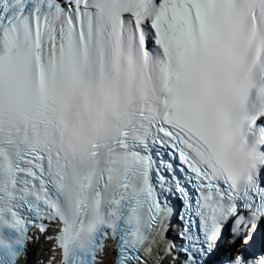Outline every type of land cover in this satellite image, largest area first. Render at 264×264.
<instances>
[{
    "label": "snow or ice",
    "instance_id": "1",
    "mask_svg": "<svg viewBox=\"0 0 264 264\" xmlns=\"http://www.w3.org/2000/svg\"><path fill=\"white\" fill-rule=\"evenodd\" d=\"M45 221L62 264L107 240L112 264H208L229 222L253 239L264 0H0V264Z\"/></svg>",
    "mask_w": 264,
    "mask_h": 264
},
{
    "label": "bare ground",
    "instance_id": "2",
    "mask_svg": "<svg viewBox=\"0 0 264 264\" xmlns=\"http://www.w3.org/2000/svg\"><path fill=\"white\" fill-rule=\"evenodd\" d=\"M40 238V237H38ZM34 254H37L38 256H41L40 252L37 250L35 251L33 248V243L29 246L28 250H27V258L26 260L22 261V262H27L28 260H30ZM42 257V256H41Z\"/></svg>",
    "mask_w": 264,
    "mask_h": 264
}]
</instances>
